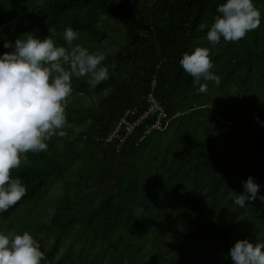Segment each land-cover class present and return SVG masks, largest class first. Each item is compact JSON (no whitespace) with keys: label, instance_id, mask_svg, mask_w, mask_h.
<instances>
[{"label":"trees","instance_id":"obj_1","mask_svg":"<svg viewBox=\"0 0 264 264\" xmlns=\"http://www.w3.org/2000/svg\"><path fill=\"white\" fill-rule=\"evenodd\" d=\"M222 2L0 0V54L11 50L5 39L24 35L65 44L69 24L90 51L114 45L107 80L90 90L87 76L73 78L66 134L21 154L11 175L28 191L0 212V231L28 230L43 264H233L236 240L264 239V202L234 203L249 175L264 194V0H254L259 27L212 43L207 31ZM196 46L210 49L221 77L206 81V93L179 63ZM151 94L167 113L162 130L150 129ZM75 95L91 103L77 107ZM147 111L126 138L124 121ZM54 181L63 192L50 197Z\"/></svg>","mask_w":264,"mask_h":264},{"label":"clouds","instance_id":"obj_2","mask_svg":"<svg viewBox=\"0 0 264 264\" xmlns=\"http://www.w3.org/2000/svg\"><path fill=\"white\" fill-rule=\"evenodd\" d=\"M216 11L207 31L212 43H219L221 38L239 40L262 22V12L254 0H224ZM63 36L66 43L59 45L49 35L4 40L3 47L11 50L0 54V212L16 205L28 191L20 176L11 175L12 169L21 165V154L47 150L53 135L66 134L67 98L73 92V78L87 76L90 90L109 78V66L103 63L105 54L75 43L79 29L69 24ZM179 63L199 85L200 93L208 91L206 81L221 82V77L211 71L208 47L185 51ZM242 184L244 190L235 196V204L244 207L246 201L257 198L264 202L259 191L262 185L253 176ZM230 256L233 264H264V239H238L230 248ZM44 260L39 240L28 230L0 231V264H43Z\"/></svg>","mask_w":264,"mask_h":264},{"label":"built area","instance_id":"obj_3","mask_svg":"<svg viewBox=\"0 0 264 264\" xmlns=\"http://www.w3.org/2000/svg\"><path fill=\"white\" fill-rule=\"evenodd\" d=\"M155 85V83H154ZM149 104H150V110H154L155 108L158 109V115H157V119L155 120V122L152 124L150 129H155V130H162L165 128V126L168 124V121L166 122V124L164 125V120L167 118V113L166 110L160 105V103L158 102L157 98L151 94L149 96ZM150 116V111L145 112V114L141 117V120H139L138 122L134 123V124H128L124 121V124L126 126V132H127V136H130L132 134V132L135 130L136 126H138L144 119H147ZM120 128H118V130L116 131V133L119 131ZM115 137V135H112L111 139H113ZM126 138L123 139V142L126 140Z\"/></svg>","mask_w":264,"mask_h":264},{"label":"rangeland","instance_id":"obj_4","mask_svg":"<svg viewBox=\"0 0 264 264\" xmlns=\"http://www.w3.org/2000/svg\"><path fill=\"white\" fill-rule=\"evenodd\" d=\"M113 26H115L114 25V19L109 23V28H111V31H112V27ZM104 47H105L104 54H107V53H109V50L114 48V45L111 42H106L104 44ZM70 100L77 107H84V106H87V105H89L91 103V100L89 98L83 97L81 95L71 96ZM75 176H76V173H73L70 176V179H74ZM62 192H63V190H62V182L54 181L50 197L58 196ZM50 197L44 203H42L41 207L45 206L46 203L48 201H50ZM210 237L213 238V235L212 236L210 235Z\"/></svg>","mask_w":264,"mask_h":264}]
</instances>
